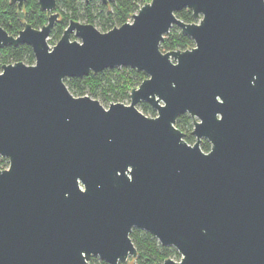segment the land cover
Segmentation results:
<instances>
[{"label":"water","instance_id":"obj_1","mask_svg":"<svg viewBox=\"0 0 264 264\" xmlns=\"http://www.w3.org/2000/svg\"><path fill=\"white\" fill-rule=\"evenodd\" d=\"M38 2L42 27L0 25L35 56L0 71V264H133L134 227L181 254L160 264H264V0H151L105 32L71 19L53 46L57 0ZM174 25L192 47L161 49ZM115 67L148 75L129 104L65 81Z\"/></svg>","mask_w":264,"mask_h":264},{"label":"trees","instance_id":"obj_2","mask_svg":"<svg viewBox=\"0 0 264 264\" xmlns=\"http://www.w3.org/2000/svg\"><path fill=\"white\" fill-rule=\"evenodd\" d=\"M141 1L144 0H112L109 3L98 4L97 0H57L56 9L57 11L59 10L60 16L51 32L61 37L71 19L79 20L83 18L87 22L93 23L98 17L103 20L102 24L105 29H111L128 21L132 17V14L140 9L142 5ZM96 9L99 12L95 13ZM22 12L24 13L23 18L16 3H13L12 0H0V25L7 29L9 33L17 35L19 30L24 27V22H30L34 27L39 28L48 22L51 13L43 10L38 0H25ZM178 16L187 22L195 21L193 12L189 8L179 11ZM173 28L165 35L161 42L162 48H165L167 51L178 48L187 49L194 45L193 39L183 34L181 29H178L176 25ZM0 57V67L3 64L17 61H24L28 64L35 62L33 49L26 43L0 47ZM121 71L133 74L130 76L129 81L135 79V74L138 76L144 75L139 70H131L128 67H115L105 69L97 74L91 72L89 75L83 77L66 78L65 81L71 92L77 96L85 95L89 90L97 92L101 89L107 92L118 88L123 91L126 89V84L124 75H119ZM115 75H119L120 77L115 79ZM141 105L144 111L151 110L154 113L147 102H142ZM177 126L190 134L193 126L192 119L187 114L181 115L177 120ZM203 149L208 150L209 144L203 145ZM5 162L6 158L0 157V165ZM130 236L138 248L137 264H160L170 256H180L175 248L162 245L153 234L142 228L134 227ZM90 263L109 264L103 260L95 262V257L90 259Z\"/></svg>","mask_w":264,"mask_h":264},{"label":"rangeland","instance_id":"obj_3","mask_svg":"<svg viewBox=\"0 0 264 264\" xmlns=\"http://www.w3.org/2000/svg\"><path fill=\"white\" fill-rule=\"evenodd\" d=\"M98 1V4H100V3H103L102 2V0H97ZM145 2H151V0H144V1H141V3H142V5L145 3ZM140 3V4H141ZM141 5V6H142ZM55 11H57V9H55ZM59 11V10H58ZM97 12H99V10L98 9H96L95 10V13H97ZM81 22H84V23H86L87 21H86V19H83V18H81V19H79ZM132 20V17L128 20V21H131ZM195 21H198V20H196L195 19ZM103 20L102 19H100L99 17L96 19V21L95 22H93V24L99 29V30H101V31H103V32H105V31H108L109 29H105L104 27H103ZM117 26H119V25H117ZM177 26V25H176ZM178 27V26H177ZM172 29H174L173 27L171 28V30ZM178 29H180V27H178ZM170 30V31H171ZM172 32H174V31H172ZM73 38H76L75 36H73ZM60 39V36H57L55 33H53V32H51V34H50V36H49V38H48V42H49V44L51 45V46H53V45H55L57 42H58V40ZM192 47V46H191ZM190 48V47H189ZM161 49L163 50V51H166V49L165 48H162L161 47ZM1 58V57H0ZM0 66H1V62H0ZM129 69H131V70H137V69H134V68H131V67H128ZM2 70V67H0V71ZM138 71V70H137ZM140 72H143L144 73V75H142V76H138V75H134V77H135V79L134 80H132V81H129L130 80V76L131 75H133V74H129V72L128 73H126V72H123V71H121V73L119 74V75H124V81H125V84H126V89H124L123 91L122 90H120V89H118V88H115V90H109V91H107V92H105V90L104 91H102L101 89H99L97 92H93L92 90H89V92L88 93H86L85 95H90L91 97H93V98H96V99H98L105 107H108L109 105H110V103H112V102H123V103H126V104H129L130 102H131V98H130V91H131V89L132 88H134V87H137V86H139V84L142 82V80L144 79V78H146L148 75L144 72V71H140ZM119 75H115L114 76V78L115 79H117V78H119L120 76ZM70 89V88H69ZM73 93V92H72ZM141 103L142 102H140L139 104H138V107H139V109L140 110H142L144 113H146L147 115H149V116H155V115H157V112H156V110L151 106V109H153V111H154V113L151 111V110H149V111H144V109H143V107H142V105H141ZM173 248H175L174 246H172ZM176 249V248H175ZM177 250V249H176ZM178 251V250H177ZM179 253V252H178ZM180 254V253H179ZM171 258H173V259H175V260H180V258H181V254H180V256H178V255H173V256H170ZM132 258L133 257H129L127 260H125V261H121L120 263H122V264H130V261L132 260ZM99 261H101V259L99 258V257H97V256H95V262H99ZM133 264H137V262H136V258H134V260H133Z\"/></svg>","mask_w":264,"mask_h":264},{"label":"flooded vegetation","instance_id":"obj_4","mask_svg":"<svg viewBox=\"0 0 264 264\" xmlns=\"http://www.w3.org/2000/svg\"><path fill=\"white\" fill-rule=\"evenodd\" d=\"M188 115L191 119H192V123H193V126H192V129H191V131H190V134H189V132H187V131H183L181 128V130L185 133V136H184V138L186 139V141L188 142V143H190V144H193L195 141H196V137H195V135H193L192 134V131H193V129H194V118L190 115V114H188V113H185V114H182V115ZM181 116V115H180ZM179 116V117H180ZM179 117H178V119H179ZM177 119V120H178ZM176 125H177V123H176ZM178 127V126H177ZM179 128V127H178ZM191 138H193V139H191ZM206 144H209V149L208 150H210V148H211V145H210V142H209V140L207 139V138H202V142H201V146H202V148H203V145H206ZM208 150H205V151H208Z\"/></svg>","mask_w":264,"mask_h":264},{"label":"built area","instance_id":"obj_5","mask_svg":"<svg viewBox=\"0 0 264 264\" xmlns=\"http://www.w3.org/2000/svg\"><path fill=\"white\" fill-rule=\"evenodd\" d=\"M4 158H6V157H4ZM9 164H10L9 163V160H8V158H6V162L4 164H1L0 165V170L5 169V168H8L9 167Z\"/></svg>","mask_w":264,"mask_h":264}]
</instances>
